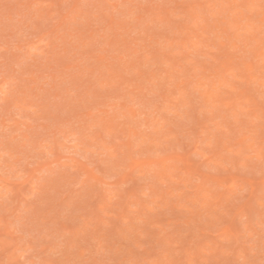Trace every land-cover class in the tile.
Wrapping results in <instances>:
<instances>
[{
	"label": "rangeland",
	"instance_id": "1",
	"mask_svg": "<svg viewBox=\"0 0 264 264\" xmlns=\"http://www.w3.org/2000/svg\"><path fill=\"white\" fill-rule=\"evenodd\" d=\"M0 264H264V0H0Z\"/></svg>",
	"mask_w": 264,
	"mask_h": 264
}]
</instances>
